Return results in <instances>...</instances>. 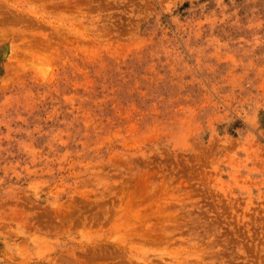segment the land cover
<instances>
[{
    "label": "rangeland",
    "instance_id": "obj_1",
    "mask_svg": "<svg viewBox=\"0 0 264 264\" xmlns=\"http://www.w3.org/2000/svg\"><path fill=\"white\" fill-rule=\"evenodd\" d=\"M121 261L264 264V0H0V264Z\"/></svg>",
    "mask_w": 264,
    "mask_h": 264
},
{
    "label": "bare ground",
    "instance_id": "obj_2",
    "mask_svg": "<svg viewBox=\"0 0 264 264\" xmlns=\"http://www.w3.org/2000/svg\"><path fill=\"white\" fill-rule=\"evenodd\" d=\"M55 3H56V2H55ZM57 10H58V9H57ZM141 173H142V172H141ZM137 177H138V176H137ZM144 179H145V178H144ZM145 180H146V179H145ZM138 181H139V180H138ZM138 181H137V182H138ZM145 182H146V181H145ZM135 183H136V182H135ZM146 183H148V182H146ZM146 183H144V184H145V185H148V184H146ZM136 185H137V184H136ZM139 186H140V185H139ZM142 186H143V185H142ZM146 187H148V186H146ZM159 187H160V186H159ZM157 188H158V187H157ZM138 189H139V188H138ZM141 189H143V187H140V190H141ZM165 189H166V188H165ZM147 190H148V188H147L145 191H147ZM161 190H162V189H161ZM167 190H168V188H167ZM152 191H153V193H155L157 190L154 189V190H152ZM152 191L150 190L149 193L151 194ZM136 192H137V191H136ZM158 192H159V191H158ZM164 192H165V191H164ZM166 192H167V191H166ZM147 193H148V191H147L145 194H147ZM145 194H143V195H144V199H145V196H146ZM150 194L148 195V197H150V198L153 196V198L155 199V197L158 196V195L155 196L156 193H155V194H152V195H150ZM132 195H134V194H132ZM132 195H131V196H132ZM164 195H165V194H164ZM136 196H137V194H136L135 196H133V197H136ZM139 196H140V195H139ZM154 196H155V197H154ZM165 196H166V195H165ZM146 197H147V196H146ZM153 198H152V199H153ZM132 199H133V198H132ZM134 199H135V198H134ZM142 199H143V197H142ZM142 199H140V201H141ZM146 199H147V198H146ZM158 199H159V198H158ZM158 199H156V200H158ZM138 200H139V199H137V201H138ZM156 200H154V201H156ZM135 201H136V200H135ZM142 201L144 202L145 200H142ZM147 201H148V200H147ZM154 201H153V202H154ZM123 203H124V202H123ZM145 203H146V201H145ZM151 203H152V201H151ZM144 205H145V204H144ZM150 205H151V204H149L148 206H150ZM131 206H132V205H131ZM136 206H137V205H136ZM145 206H147V205H145ZM132 207H133V206H132ZM150 207H152V206H150ZM162 207H163V206H162ZM127 208H128V207H127ZM158 208L160 209V207H158ZM130 209H131V208H130ZM150 209H151V208H150ZM146 210H147V209H146ZM153 210H157V209H153ZM153 210H152V211H153ZM162 210H163V209H162ZM127 211L129 212V209H128ZM128 212H127V214H129ZM125 213H126V212H125ZM149 214H151V212H149ZM125 215H126V214H125ZM134 216H135V215H134ZM159 216H160V215H159ZM142 217L144 218L143 215H142ZM145 217H147V216H145ZM150 217H151V218H152V217L154 218V215L151 214L150 216H148V218H150ZM139 218H140V217H139ZM151 218H150V219H151ZM162 218H163V217H162ZM162 218H161V219H162ZM136 219H137V218H136ZM144 219H147V218H144ZM150 219H149L148 221H150ZM86 220H87V219H86ZM86 220H85V221H86ZM138 220H139V219H138ZM162 220H163V219H162ZM139 221H140V220H139ZM145 221H147V220H145ZM128 222H129V221H128ZM128 222H127V223H128ZM136 222H137V221H136ZM141 222H142V221H141ZM141 222H139V223H141ZM143 222H144V221H143ZM143 222H142V223H143ZM159 222H160V221H159ZM106 223H107V222H106ZM127 223H126V224H127ZM139 223H137V224H139ZM128 224H129V223H128ZM133 224H134V223H133ZM135 224H136V223H135ZM153 224H154V225H151L149 228H147V229H145V230L143 229V228H145L143 224H141V226L143 225L142 228H140L141 226L139 227V225L137 226V227H138V230H140V231H141V229L144 230V231L141 232V236L139 237L141 240H143V241H147V243H150L151 241L149 242L148 240L154 239L156 236H158V233L161 232V231H160L161 226L158 225V226H160L159 229H158V226H157L158 223H157V224L153 223ZM117 225H120V226H121V224H117ZM117 225H116V229L118 228ZM129 225H130V224H129ZM145 225H146V223H145ZM137 227H136V228H137ZM121 228H124V227L121 226ZM134 228H135V227H134ZM139 228H140V229H139ZM116 229H115V230H116ZM118 229H120V227H119ZM118 229H117V230H118ZM132 229H133V228H132ZM162 229H163V228H162ZM135 230H136V229H135ZM138 230H137V231H138ZM162 231H163V230H162ZM87 232H88V231H87ZM87 232H85V233L87 234ZM123 233H126V232H123ZM127 233H128V232H127ZM127 233H126V234H127ZM138 233H139V231H138ZM161 233H162V232H161ZM164 233H165V232H164ZM89 234H90V233H89ZM131 234H132V233H131ZM159 234H160V233H159ZM97 235H98V234H97ZM124 235H125V234H124ZM127 235H128V234H127ZM135 235L137 236L138 234L135 233ZM163 235H164V234H163ZM88 236H89V235H88ZM129 236H130V235H129ZM129 236H128V237H129ZM132 236H134V235L132 234ZM34 237H35V236H34ZM130 237H131V236H130ZM161 237H162V236H161V234H160V236H159L158 239H160ZM164 238H165V235H164ZM135 239H138V238H135ZM155 239H156V238H155ZM141 240H140V241H141ZM160 240H161L162 242H164V241H163V238L160 239ZM157 241H158V240H157ZM152 242H154V241H152ZM156 243H158V242H156ZM156 243H150V244H151V245L153 244L154 246H156V245H155ZM110 244H111V243H110ZM122 244H123V243H122ZM150 244H149V245H150ZM159 244H160V242H159ZM151 245H150V246H151ZM161 245H162V243H161ZM137 246H138V245H137ZM144 246H145V245H144ZM150 246H149V247H150ZM154 246H152V247H154ZM158 247H159V246H158ZM23 248H24V247H23ZM144 248H145V247H144ZM182 248H183V247H182ZM136 249L139 250L140 248H139V249L136 248ZM151 249H152V248H151ZM116 250H117V249H116ZM141 250H143V249H141ZM129 251H130V250H129ZM133 251H134V250H133ZM143 251H144V250H143ZM145 251H146V250H145ZM134 252H135V251H134ZM141 252H142V251H141ZM97 253H98V252H97ZM113 253H115V252H113ZM119 253H121V252H119ZM123 253H124V252H123ZM136 253H137V252H136ZM144 253L146 254V252H144ZM148 253H149V252H148ZM178 253H179V251H178ZM193 253H194V252H193ZM88 254H89V253H88ZM94 254H95V253H94ZM94 254H93V255H94ZM105 254H106V253H105ZM105 254H103V255H105ZM116 254H118V253L116 252ZM138 254H139V252H138ZM185 255H186V254H185ZM89 256H90V255H89ZM91 256H92V255H91ZM91 256H90V257H91ZM98 256H99V255L96 254V257H98ZM115 256L118 257L117 255H115ZM128 256H129V255H128ZM106 257H107V256H106ZM106 257H105V258H106ZM120 257H121V255H120ZM133 257H134V256H133ZM91 258H92V257H91ZM59 259H60V258H59ZM83 259H84V258H83ZM98 259H99V257H98ZM100 259H102V258H100ZM124 259H125V258H124ZM130 259H131V258H130ZM136 259H138V258H136ZM88 260H89V258H88ZM91 260H92V259H91ZM107 260H108V259H107ZM131 260H132V259H131ZM99 261H100V260H99ZM104 261H105V260H104ZM86 262H87V261H86ZM124 262H126V261L124 260ZM124 262H123V264H125ZM146 262H147V261H146ZM149 262H150V261H149ZM104 263H105V262H104ZM118 263H119V262H116L115 264H118ZM121 263H122V261H121L119 264H121ZM133 263H135V260H134ZM140 263H142V262H140ZM143 263H144V262H143ZM102 264H103V263H102ZM109 264H110V263H109ZM112 264H113V262H112ZM128 264H129V262H128ZM148 264H149V263H148Z\"/></svg>",
    "mask_w": 264,
    "mask_h": 264
}]
</instances>
